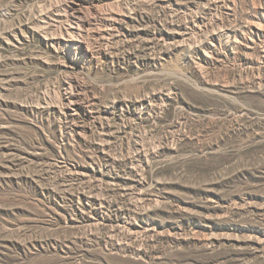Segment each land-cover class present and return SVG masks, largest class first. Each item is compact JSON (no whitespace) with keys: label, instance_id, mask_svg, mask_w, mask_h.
Returning a JSON list of instances; mask_svg holds the SVG:
<instances>
[{"label":"rangeland","instance_id":"obj_1","mask_svg":"<svg viewBox=\"0 0 264 264\" xmlns=\"http://www.w3.org/2000/svg\"><path fill=\"white\" fill-rule=\"evenodd\" d=\"M0 264H264V0H0Z\"/></svg>","mask_w":264,"mask_h":264}]
</instances>
